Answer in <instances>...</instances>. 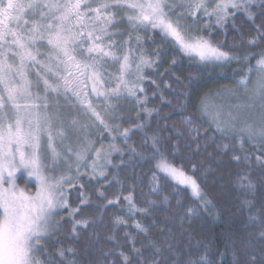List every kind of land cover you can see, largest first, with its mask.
Here are the masks:
<instances>
[{
	"label": "trees",
	"instance_id": "16d2710c",
	"mask_svg": "<svg viewBox=\"0 0 264 264\" xmlns=\"http://www.w3.org/2000/svg\"><path fill=\"white\" fill-rule=\"evenodd\" d=\"M249 9L255 14L254 20L237 11L222 27L204 32L214 46L235 57L221 61L220 67L214 62L193 61L154 32V42L147 45L157 63L147 75L150 80L145 82L144 94L151 114L135 113L126 103V115L118 114L115 120L119 130L113 136L107 131L103 137L117 148L111 163L102 178L79 177L82 184L68 191V206L58 217L57 238L45 247L46 252L42 249V259L50 254L53 264H61L57 250L71 247L79 264H124L125 257L131 264H144L154 258L155 245L161 250L155 257L161 264H173L175 260L183 264L201 257L212 264H250L252 256L255 264H264V235L258 222L249 220L250 215L264 216V168L256 163V157L264 155L259 151L264 145L254 140L245 141L241 147L240 137L234 133L240 132H219L201 117L204 97L218 91L222 97L229 86L237 90V81L245 70L249 65L255 69L261 58L264 40L254 45L249 40L256 37L257 26H264V0H255ZM156 43L164 49H155ZM257 74L255 70L250 73L253 79ZM155 79L159 85L153 83ZM238 92L237 97L244 89ZM187 117L194 121L192 125L183 123ZM196 126L200 128L198 138L189 131ZM125 129L130 131L122 139L118 134ZM153 135L167 162L194 178L203 201L210 203H203L190 188L155 167L159 156L152 155ZM132 148L144 155L133 153ZM245 152L252 156L250 164L243 161ZM234 157L241 160L237 162ZM246 173L256 185L254 194L240 186L239 177ZM246 199L254 203L246 205ZM190 208L195 211L187 214ZM74 209L78 211L71 215ZM84 220L89 221L87 227L77 225L73 232L74 221Z\"/></svg>",
	"mask_w": 264,
	"mask_h": 264
},
{
	"label": "snow or ice",
	"instance_id": "6c2138e0",
	"mask_svg": "<svg viewBox=\"0 0 264 264\" xmlns=\"http://www.w3.org/2000/svg\"><path fill=\"white\" fill-rule=\"evenodd\" d=\"M250 3L251 0H178V3H168V0H0V264H46V260L47 264H53L50 254L45 260L37 253H41L42 249L46 252L41 237L51 235L53 230L59 227L60 221L53 223V218L58 209L68 206L65 184L71 187L72 177L61 175L50 179L43 173L44 165L41 162L40 150L45 139L53 157L58 155L52 144V119L47 111L48 91L63 94L65 97L71 92L106 129L108 126L87 99V94L81 95L83 78L92 80V91L98 97L102 96L105 101H108L109 97L119 99L121 88L130 96H136L137 91H143L138 85H130L125 79V73L131 67L129 54L124 53L120 62L121 57L110 50L116 47V42L109 41L106 45L103 43L105 37L109 35V26L116 22V13L111 9L131 10L134 14L127 15V20L131 24L159 28L166 36L173 38L184 53L195 54L200 61L215 62L235 57H230L227 52L221 51L203 36L192 37L181 21L186 16L195 18L197 13L202 12L208 19L214 16L215 23L222 27L226 20L235 16L237 11H244L250 20H254L255 14L248 7ZM93 4L96 6L93 7ZM177 7L185 11L176 13L177 18L172 21L169 15ZM262 29L264 26H257V35L249 40V44L254 45L264 40ZM44 41L51 48L46 55L47 62L37 59V55L44 54L36 46ZM85 43L88 44L86 49L83 48ZM78 47L80 51H86L88 54H98L101 59L110 57L120 62L121 74L116 78L118 83L115 88L101 90L103 81L97 67L100 60L93 58L89 63L77 59L74 53L77 52ZM247 58L246 55L244 59ZM17 59L19 63H16ZM52 61H55L54 65ZM29 62L33 67L38 65L45 73H51L55 78V82L50 83L46 75H41L40 71L36 72L37 86L40 80L43 81L44 96L39 93L34 95L30 90L33 83L28 78ZM151 63L152 61L141 57L136 71L139 73L141 65ZM254 70L258 73L255 79L250 75ZM141 79L143 77H137L138 81ZM97 85H100V88ZM237 85L248 95L250 103L247 106L253 109L258 106L260 109L259 125L255 128L249 125L240 129L241 147L245 141L251 143L254 140L264 145V51L261 52V58L256 61V68L253 69L252 65H249L245 75L237 81ZM40 100L43 101V105L37 103ZM52 103L57 109L59 108L58 101L54 100ZM137 103L143 101L138 99ZM41 108L44 110L41 111ZM218 116L219 113H216L214 117L217 121V131L229 133L230 129L235 128V125L221 124ZM183 123L192 125L194 121L191 117H187ZM189 131L195 132L196 138L200 135L198 126L189 128ZM128 132L129 129H125L124 135L127 136ZM151 141L152 155L159 156L155 167L168 173L180 184L189 185L192 194L200 198L203 203H210L203 201L202 191L194 178L167 162L155 135L151 137ZM144 143L147 144V140ZM130 150L136 153L135 148ZM87 151L86 149L84 152L76 153L79 161L77 179L81 165L90 167L93 173L104 166L100 164V150H97L91 164H87ZM259 151L264 154V147ZM234 159L239 162L241 157ZM251 160L252 156L245 152L243 161L250 164ZM104 163L108 164L111 161L105 157ZM256 163L264 168V155L257 156ZM20 167L27 169L29 176L35 177L37 188L34 193L30 194L15 184V174ZM99 175L104 176V172L99 171ZM249 177L250 173L239 177V183L250 194H254L256 185ZM81 203L86 201L82 200ZM244 203L251 206L254 201L246 199ZM77 211L78 209H74L71 215ZM194 211L195 209L190 208L187 214H192ZM249 220L253 223L258 222L260 234L264 235V216L250 215ZM88 223L87 220L74 221L73 232L77 225L83 224L87 227ZM136 227L140 228L141 225L137 224ZM154 249V258L145 261L144 264H161V260L155 258L160 255L161 250L155 245ZM136 251L139 253V250ZM66 253L71 254L73 258H69ZM57 255L61 258V264H79L75 259V249L71 247L58 249ZM249 261L250 264H255L256 258L252 256ZM124 264H131L127 257ZM164 264L168 262L165 261ZM173 264H181V262L175 260ZM183 264H212V262L206 257H201L199 261L187 260Z\"/></svg>",
	"mask_w": 264,
	"mask_h": 264
},
{
	"label": "rangeland",
	"instance_id": "374dc122",
	"mask_svg": "<svg viewBox=\"0 0 264 264\" xmlns=\"http://www.w3.org/2000/svg\"><path fill=\"white\" fill-rule=\"evenodd\" d=\"M255 0H251L249 6H251ZM168 3H178V0H168ZM93 7L96 5L93 4ZM211 2H209V8H211ZM248 6V7H249ZM116 13V22L109 26L108 32L109 35L105 37L103 43L106 45L109 41H115L116 47L110 49L115 51L117 55L122 57L124 53H128L130 56L129 63L131 65L127 73H125V79L130 85L136 84L139 88H142L143 91H137L136 96H130L126 90L121 88V95L119 99L114 97H109L108 101L100 96L98 97L96 93L92 91L93 82L87 77L83 78V85L81 87V95L87 94V99L91 102L92 106L95 108L96 112L99 113L101 119L108 126L106 129L99 120L96 119L92 113L87 110L86 107L82 106L77 98L72 95L71 92L67 93V97L63 94L53 93L51 90L48 91L47 96L49 100V107L47 109L49 115L52 119V135H53V147H55L57 156L53 157L51 150L47 147V140L43 141V147L40 150L41 162L44 165L43 173L47 177L54 178L61 175H70L72 177L71 184L69 187L68 184H65L66 194L68 191L78 185L82 184V181L77 179V165L79 161L77 160L76 153L84 152L86 149V163L91 164L95 158L97 150H100V164L104 165L102 168H99L98 172L93 173L90 167H85L83 165L79 168V177L86 176L88 179L98 180L103 176L99 175V171H103L105 174L107 164L104 163V158L107 157L108 160L111 159L113 153L116 151V145H110L109 142H105L103 137H105L106 132H110L112 136L116 131L119 130L118 125L115 123L117 115L124 114L126 115V103L129 105V109L135 113H146L149 114V108L147 106L145 94V82L150 80V77L147 76L148 73L156 69L155 64L157 60L153 58L149 53L150 48L147 45V42H154V32L162 36L164 39L169 40L179 51H181L178 44L174 42V39L166 36V34L159 28L153 29L151 25L141 26L133 25L127 20V15L134 14L131 10L128 9H111ZM168 11V9H165ZM185 9L177 7L173 12L170 13L169 19L172 21L176 20V13L184 12ZM231 11V10H230ZM227 21V20H226ZM224 22V24L226 23ZM182 25L185 26L187 31L192 37L203 36L205 31H212L215 27H221L215 23V17L211 19L203 16V13H197V17L186 16L182 21ZM223 24V25H224ZM116 33V34H113ZM99 34V33H97ZM139 37V39H137ZM40 49V52L44 55H37L38 60L46 61V55L51 51L50 46L47 45V42L38 43L37 46ZM88 44L85 43L83 48L86 49ZM155 49H164L161 44H155ZM35 52V49H33ZM154 52L156 50H153ZM152 51V52H153ZM185 56L189 57L197 63L205 62L210 63L209 61H200L199 57L195 54H187L181 51ZM162 53V52H161ZM159 54V60L163 63V56ZM77 56V59L81 61H86L91 63L93 58L100 60V64L97 66L99 72L101 73V80L103 81V86L101 90L107 91L112 88H115L118 80L117 77L120 76V62L112 60L110 57H103L102 59L98 54L92 53L88 54L86 51H80L79 47L77 52L74 53ZM157 56V53L155 54ZM141 57L152 61L150 65H141V71L138 73L136 67L140 64ZM106 61V64L104 63ZM16 63H19L18 59ZM53 65L55 61H52ZM221 61H215L212 64L220 67L222 66ZM102 64V69H101ZM28 78L32 81L33 86L31 91L35 95L39 93L41 96H44V86L43 81H39L37 86V75L36 72L40 71L41 75H46V78L50 83L55 82V78L51 73H45L44 69L40 68L38 65L33 67L31 62L28 64ZM102 71H105L107 74L102 75ZM219 74L222 72L217 71ZM104 74V73H103ZM108 75V77H107ZM143 77L141 80H137V77ZM257 76V75H256ZM154 82H157L159 85V80L155 79ZM238 86V85H237ZM100 88V85H97ZM242 87H237V90L233 86L225 88L222 92L224 96H220V93L214 92L208 97H204L202 102H205L204 108H202L201 117L204 119L208 127L214 125L217 128V121L214 119L216 113H219L218 120L221 124L227 123L228 125H235V130L240 132V129L245 128L246 126L251 125L252 127H257L259 125V114L260 109L257 106L256 108H249L247 105L250 103L248 95L244 92L240 96L238 92ZM143 101V103H137V100ZM54 100L59 102V108L54 106L52 103ZM223 100V101H222ZM23 103V101H21ZM37 103L43 105V101H37ZM111 106H108V105ZM44 109L41 108V111ZM147 110V111H146ZM75 121V123H73ZM133 126H130V129ZM129 129V131H130ZM233 130H229V133ZM62 133V135H61ZM235 135L240 137L239 133L234 132ZM105 135V136H104ZM122 139H124V130H121L118 134ZM100 141V147L98 149V137ZM102 138V140H101ZM91 142V143H90ZM71 149V151H69ZM84 171V172H83ZM81 172V173H80ZM162 173L169 178L173 179L168 173L162 171ZM174 181H177L173 179ZM179 182V181H178ZM15 184L24 189L28 193H34L37 188V181L34 176L28 175V170L20 167L18 168L15 174ZM184 185V184H182ZM191 189L189 185H185ZM192 192V190H191ZM67 197V196H66ZM66 207V206H65ZM57 210V214L53 218V223L58 221L59 214L65 208ZM58 228H55L51 235L41 237L42 244L46 247L50 242L54 241L57 238ZM40 255V253H37Z\"/></svg>",
	"mask_w": 264,
	"mask_h": 264
}]
</instances>
